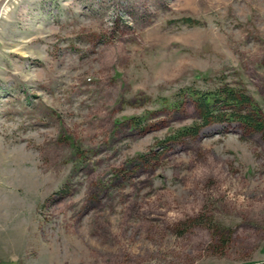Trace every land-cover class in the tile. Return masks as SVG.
<instances>
[{"label": "rangeland", "instance_id": "obj_1", "mask_svg": "<svg viewBox=\"0 0 264 264\" xmlns=\"http://www.w3.org/2000/svg\"><path fill=\"white\" fill-rule=\"evenodd\" d=\"M226 88L264 124V0H0V264H264Z\"/></svg>", "mask_w": 264, "mask_h": 264}, {"label": "trees", "instance_id": "obj_2", "mask_svg": "<svg viewBox=\"0 0 264 264\" xmlns=\"http://www.w3.org/2000/svg\"><path fill=\"white\" fill-rule=\"evenodd\" d=\"M188 22H192V19L188 18ZM201 102L199 103L202 123L197 127H192L186 129L183 133L185 135L192 136L195 133L193 131H197L199 127H201L204 123H211L213 119L216 120H238L241 124H243L248 129H251L256 132H263L264 124L258 120V116L254 111L247 110L249 107L246 103L247 100L245 96L239 95L235 93L233 89H220L216 95L201 98ZM219 106L217 109L223 108V110L233 109L232 111L227 110L230 114H215L214 109ZM235 108V109H234ZM250 108V107H249ZM231 115V116H230Z\"/></svg>", "mask_w": 264, "mask_h": 264}]
</instances>
